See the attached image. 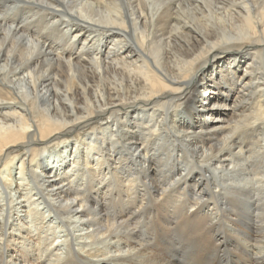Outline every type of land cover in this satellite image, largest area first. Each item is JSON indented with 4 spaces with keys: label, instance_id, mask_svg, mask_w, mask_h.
I'll return each instance as SVG.
<instances>
[{
    "label": "bare ground",
    "instance_id": "obj_1",
    "mask_svg": "<svg viewBox=\"0 0 264 264\" xmlns=\"http://www.w3.org/2000/svg\"><path fill=\"white\" fill-rule=\"evenodd\" d=\"M13 173L77 230L0 264H264V0H0Z\"/></svg>",
    "mask_w": 264,
    "mask_h": 264
},
{
    "label": "rangeland",
    "instance_id": "obj_2",
    "mask_svg": "<svg viewBox=\"0 0 264 264\" xmlns=\"http://www.w3.org/2000/svg\"><path fill=\"white\" fill-rule=\"evenodd\" d=\"M87 8L91 11V8L90 7H87ZM94 10H95V8H94ZM95 12H96L97 15H100V11H98L97 9L95 10ZM103 12H105V11L103 10ZM45 157L48 158L49 156H45ZM51 161H52V159H51ZM19 172H20L19 170L16 171V173H19ZM14 173H13L12 177H7L8 180L10 179V181H8L7 185L5 184V182L0 185V190H1L0 191V223L2 225L0 227L2 229V230L0 229L1 230L0 231V234H3L4 235L3 237L0 236V238H2V239L4 238V240L0 239V243H1L0 247H4V249H5V247L7 245L9 246V248H8V252L9 253H8L7 256H8V259L11 262L14 261V258L16 256H17V259H18L20 253L24 249H27L29 254L32 253V255H34V258L35 259L38 258V257H40L41 256V253L43 252V248L45 246H41L40 249H39L38 246L35 247V248L39 249V251H40V252L39 251L36 252L35 249L33 248L34 247L33 244L37 243V240H35L34 242L33 241H30L29 239L22 240V239H20L19 236L16 237L15 235H11V234H21V235L23 234V236H26L27 233H29L28 229H32V232L33 231L34 232H33V234L30 233L31 234L30 236H33V237L36 236V238L39 235L42 238L44 236V240H46L48 238L49 239L48 242L50 241V243H51L52 241H54L55 244L62 245L63 246V248H62L63 251H61L59 254H62V253H65L66 254L67 250H66L65 247H66V244H68L66 242H69V240L67 239V235H69V232L70 233H72L73 231L75 232L77 229L75 230L74 229V226H73V228L71 227V230H73V231H70L69 230L68 233L65 232V231H67V229L65 228L64 223H61L58 218L54 217L55 215L53 214V212H51L49 208H46L47 205L44 202H42V200H40L39 203L38 202L36 203V201L34 202V200L35 199L37 200L38 198H40L41 195L39 193V189H37V187L35 186V184L32 183L33 181L29 178V176H27V178L25 177L29 181V183H28L27 180L21 181V182L18 181V184L19 183H23V182L24 183L21 186L18 185L17 186V189L18 190H17L16 189V183H14V182H15V178H19L20 176L19 175L15 176ZM4 176L6 178L7 175H5V174L3 175L2 174V177H4ZM10 183H12V185L9 186ZM15 191H17V192H15ZM24 194H25V198H22L23 197L22 195H24ZM32 196H34L33 197L34 200L33 201L32 200L30 201V204H32V206L30 204H27V203H22L23 201L26 200L27 197L28 198H31ZM41 203H43L44 205L40 206V209L38 208V206H36L38 208L37 209L35 207V205L41 204ZM23 206H26V207H23ZM28 206H29V208H28ZM35 209H36V211H35ZM36 213H37L38 216L36 215ZM31 214H34L33 217L31 216ZM50 214H51V218H53V220H50V217H49ZM43 218H44V220H43ZM5 222H7V224H8L7 227H4V225H3V224H5ZM53 222H54V224H53ZM12 224L17 225L16 228H15V230L16 229H20V230L13 232V228L15 226L12 225ZM27 227H28V229H27ZM52 227H53V229H52ZM47 230L49 232H48V234H45L47 236V238H46L45 235L44 234H41V233L47 232ZM54 230H56V234H53L54 233ZM78 235H79V233L77 234V232H76V237ZM5 239H6V241H5ZM26 240H28V241H26ZM7 241H9L10 243L7 244ZM12 245H14V247ZM38 245H40V244H38ZM105 245H107V244H105ZM82 248L83 247H81V246H79V247L77 246L75 248L76 249V252H78L82 256L88 258V254H86V252L89 251L88 248H85V249L83 248V250H81ZM90 248L91 247H89V249ZM98 248L101 251H106V252L111 251L110 249H108L105 246H103V249H102V246H100ZM98 248H97V246L96 247H93V248H91V250L93 249L92 252L91 251L90 252L92 254L98 253L97 252L99 250ZM55 251H56L55 249L49 251L47 253L48 256L47 255L44 256L45 258L43 260H46V261L49 260V259L55 260L56 257L51 256L53 253L55 254ZM51 252H52V254H51ZM129 253H130V251H127L124 254L125 255H129ZM130 254H133V252L130 253ZM97 255H99V253ZM114 255L113 254H110L109 257H113ZM102 259L103 258L100 257V258H93L91 260H93V261H95V260L99 261V260H102ZM17 264H20V261H18Z\"/></svg>",
    "mask_w": 264,
    "mask_h": 264
}]
</instances>
